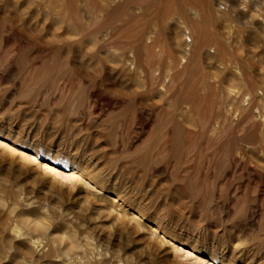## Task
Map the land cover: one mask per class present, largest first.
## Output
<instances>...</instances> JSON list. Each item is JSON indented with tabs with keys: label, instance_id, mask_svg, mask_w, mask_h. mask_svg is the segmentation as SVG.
Wrapping results in <instances>:
<instances>
[{
	"label": "rangeland",
	"instance_id": "374dc122",
	"mask_svg": "<svg viewBox=\"0 0 264 264\" xmlns=\"http://www.w3.org/2000/svg\"><path fill=\"white\" fill-rule=\"evenodd\" d=\"M0 201V264H264V0H0Z\"/></svg>",
	"mask_w": 264,
	"mask_h": 264
},
{
	"label": "bare ground",
	"instance_id": "6f19581e",
	"mask_svg": "<svg viewBox=\"0 0 264 264\" xmlns=\"http://www.w3.org/2000/svg\"><path fill=\"white\" fill-rule=\"evenodd\" d=\"M246 1V0H245ZM241 3V1H240ZM252 15V14H251ZM254 16V15H252ZM255 17V16H254ZM225 18V17H224ZM222 17V19H224ZM227 18V17H226ZM256 19L258 18L257 16L255 17ZM253 19V18H252ZM225 21V22H224ZM224 21H221L223 24L226 23L227 24V21L224 19ZM257 21H259V19H257ZM230 23V22H229ZM257 23V22H256ZM262 25V24H261ZM229 90V89H228ZM231 92V91H230ZM232 95V93H231ZM261 116V115H260ZM262 118V117H261ZM263 120V118H262ZM115 200V199H114ZM1 202V201H0ZM2 204V203H1ZM16 205V203H15ZM2 206V205H1ZM18 206V205H17ZM12 208V206H11ZM16 208V207H15ZM28 210V209H27ZM21 211H24V210H21ZM20 212V211H19ZM25 212V211H24ZM27 212V211H26ZM143 212V211H142ZM22 213V212H21ZM20 213V214H21ZM29 213V212H27ZM26 213V214H27ZM22 215L20 216V221L18 223H21L23 226H25V228H28L30 230L33 231H39V232H44L47 227H50V226H47V221L45 220H42V219H37L35 216H28V215ZM130 216V215H129ZM44 217V216H43ZM124 223V222H123ZM51 224V222H50ZM55 224V223H54ZM17 224H15L16 226ZM14 226V228H15ZM57 228V227H56ZM56 228H54V230H56ZM12 229V228H11ZM21 229V227L19 228ZM19 229H14L13 232H14V236H13V239L14 237L15 238H20L21 236H23L24 234L21 233L19 231ZM49 229V228H48ZM53 229V228H52ZM61 229V228H59ZM63 230V229H62ZM22 231V230H21ZM61 231V230H60ZM67 231V230H66ZM11 232V230H10ZM25 232V231H24ZM48 231L46 230V233ZM62 232V231H61ZM68 232V231H67ZM65 234V231L64 233H57V234H54L51 238V241L53 242H56L59 244V247H60V253H62V256L61 258L63 257V261L65 264H103L102 262V257H101V253L99 250L96 249V247L94 246V244L90 241H86L83 243H81V240L80 242L78 241V238L76 237L75 233L72 234ZM12 233V232H11ZM13 235V234H12ZM40 235V234H39ZM8 236V235H7ZM37 235H35L36 237ZM94 236V235H93ZM10 237V236H9ZM35 237H24L23 238V243L26 244V246L28 247V249H30L33 253L36 252L39 254L45 252V246L46 244H44V239L42 240L41 239V235H40V238H35ZM38 237V236H37ZM91 238V237H90ZM12 239V238H11ZM12 239V240H13ZM85 240H87V238H83ZM21 241V240H20ZM98 242V240H95ZM94 241V243H95ZM15 242H16V239H15ZM47 242V241H46ZM49 242V241H48ZM13 243V242H12ZM22 243V242H21ZM20 244V243H19ZM97 244V243H95ZM99 244V243H98ZM15 246V245H14ZM19 246V245H18ZM24 247L26 248L27 250V247ZM11 247V246H10ZM47 247V246H46ZM21 248V247H20ZM22 249V248H21ZM59 250V248H57ZM47 251V250H46ZM49 252V250H48ZM44 254V253H43ZM46 254V253H45ZM44 254V255H45ZM49 254V253H47ZM46 254V255H47ZM7 255V254H6ZM37 255V254H36ZM38 255H37V258H38ZM22 256V255H21ZM33 256V255H32ZM44 256H42L43 258ZM59 257V256H58ZM209 257L211 259H216L217 258V252L213 251L209 254ZM246 262V261H245ZM42 263V262H41ZM246 264H249V263H246Z\"/></svg>",
	"mask_w": 264,
	"mask_h": 264
}]
</instances>
